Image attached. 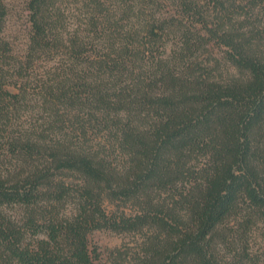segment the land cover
<instances>
[{"label": "trees", "instance_id": "16d2710c", "mask_svg": "<svg viewBox=\"0 0 264 264\" xmlns=\"http://www.w3.org/2000/svg\"><path fill=\"white\" fill-rule=\"evenodd\" d=\"M94 1L91 30L121 33ZM136 1L114 8L140 39L99 53L63 35L59 0H29L20 53L0 0V264H100L98 228L141 235L113 264H264V0ZM32 98L46 114L29 124Z\"/></svg>", "mask_w": 264, "mask_h": 264}, {"label": "rangeland", "instance_id": "374dc122", "mask_svg": "<svg viewBox=\"0 0 264 264\" xmlns=\"http://www.w3.org/2000/svg\"><path fill=\"white\" fill-rule=\"evenodd\" d=\"M28 1L29 0H5L8 14L6 16L5 21V30L4 34L10 41L14 49L20 53H24L27 49L30 33H31V21L29 16L28 9ZM61 8H62V24L60 27V31H62L63 35L67 37H71L75 33H78L81 37L86 36L89 40V47L93 46V50H97L99 53L106 51L110 42H115L116 45L120 43L121 37H125L129 35L127 32L131 29V24L138 23V17L133 13L131 16H124L122 12L114 5L117 0H105V6L107 9H110L111 14L117 19L121 25H123V30L117 33H113L109 40L106 39L107 36L102 33V31H92L90 25V16L93 13V7H95L94 0H59ZM133 5L135 13L138 12V1L136 0H128V6ZM167 7L165 5L160 6L158 9L146 8L147 13L152 11H156V16H160L161 13H165V9ZM60 23V24H61ZM137 25V24H136ZM136 27V26H135ZM135 29L133 28L132 31ZM127 32V33H126ZM143 35V32L140 34ZM105 36V37H104ZM133 37L135 40L140 39L138 35H129ZM108 38V37H107ZM166 41L165 49L168 51L171 49L173 45V41L175 39L174 34H170L164 37ZM208 49L206 50L205 55L210 54L215 55L218 58H222L223 55V47L218 45L214 40L211 43L207 44ZM91 49V51H92ZM162 50V48H160ZM55 55L47 56L43 55L39 60V64L36 65L34 73L41 74L44 70H53L54 66H57L59 60L65 58L66 55L62 52H53ZM204 54H201L200 57H203ZM53 57V58H51ZM48 75V74H47ZM31 84L35 83L33 80ZM31 97V96H29ZM28 97V98H29ZM33 97V95H32ZM46 111L42 110L41 102H36L34 98L29 99L24 102L22 108V119L26 123H31L35 121L37 118L44 119L43 116ZM107 201V200H106ZM74 207V204L68 202L64 208L67 212L71 211ZM109 214L114 212L117 209L116 204L107 201L104 204ZM124 209V207H122ZM121 208V209H122ZM141 240L140 233L127 232V231H117L111 228H98L94 229L89 233V242L91 248L98 247L100 251V264H113L115 257L120 255L119 250L121 252L129 251V255L134 254L137 250V241ZM125 256V254H123Z\"/></svg>", "mask_w": 264, "mask_h": 264}]
</instances>
